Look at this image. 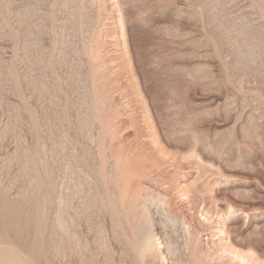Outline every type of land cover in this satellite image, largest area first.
Returning <instances> with one entry per match:
<instances>
[{
	"label": "rangeland",
	"instance_id": "374dc122",
	"mask_svg": "<svg viewBox=\"0 0 264 264\" xmlns=\"http://www.w3.org/2000/svg\"><path fill=\"white\" fill-rule=\"evenodd\" d=\"M0 264H264V0H0Z\"/></svg>",
	"mask_w": 264,
	"mask_h": 264
},
{
	"label": "bare ground",
	"instance_id": "6f19581e",
	"mask_svg": "<svg viewBox=\"0 0 264 264\" xmlns=\"http://www.w3.org/2000/svg\"><path fill=\"white\" fill-rule=\"evenodd\" d=\"M130 201H131V200H130ZM136 204H137V203H136ZM134 208H135V207H134ZM132 209H133V208H132ZM133 210H134V209H133ZM135 210H136V209H135ZM145 210H146V208H145ZM147 211H148V210H147ZM134 213H135V211H134ZM142 214H143V213H142ZM139 215H140V214H139ZM144 215H146V214H144ZM138 217H139V216H138ZM140 217H141V216H140ZM142 217H143V219H144V220L142 219V221H144V222H143V224H144L145 221H146L145 218H147V217H146V216H145V217L142 216ZM148 217H149V216H148ZM135 218H136V216H135ZM139 219H140V218H139ZM134 221L136 222V219H134ZM134 221H133V223H135ZM137 221H138V220H137ZM142 221L140 220V222H142ZM148 221H149V220H148ZM148 221H147V222H148ZM133 223H132V224H133ZM136 223H137V222H136ZM136 223H135V225H136ZM137 224H138V223H137ZM150 224H151V223H150ZM150 224H149V225H150ZM138 225H140V224H138ZM141 225H142V224H141ZM145 226H148V223H146ZM150 226H152V225H150ZM135 227H136V226H135ZM135 227H134V228H135ZM137 227L139 228L140 226H137ZM137 227H136V228H137ZM139 229H140V228H139ZM135 230H136V229H134V231H135ZM146 230H147V229H146ZM149 230H150V229H149ZM150 231H151V230H150ZM150 231H149V232H150ZM137 232H138V231L136 230L134 233H137ZM141 232H142V231H141ZM141 232H139V233H141ZM143 232H144V231H143ZM143 232H142V233H143ZM149 232H148V231H147L146 233L144 232L145 234L143 233V235H142L143 237H142L141 241H139V242L142 243L141 245H142V247H143V251H148V250H149V247H151L150 239H149V236H148V233H149ZM139 233H138V234H139ZM137 236H138V235H137ZM139 236H140V235H139ZM139 236H138V237H139ZM140 238H141V237H140ZM151 239H152V238H151ZM138 240H139V238H138ZM79 246H80V245H79ZM139 247H140V246H139ZM79 248H80V247H79ZM140 248H141V247H140ZM150 251H152V250L150 249ZM148 252H149V251H148ZM146 253H147V252H146ZM81 255H82V254H81ZM148 255H149V254H148ZM10 259H11V258H10ZM78 260H79V259H78ZM78 263H79V262H78Z\"/></svg>",
	"mask_w": 264,
	"mask_h": 264
}]
</instances>
